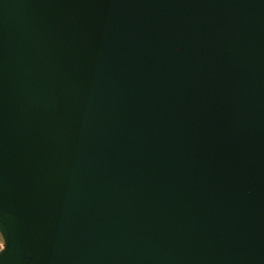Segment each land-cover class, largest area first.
I'll use <instances>...</instances> for the list:
<instances>
[{"label": "water", "instance_id": "water-1", "mask_svg": "<svg viewBox=\"0 0 264 264\" xmlns=\"http://www.w3.org/2000/svg\"><path fill=\"white\" fill-rule=\"evenodd\" d=\"M0 264H264V0H0Z\"/></svg>", "mask_w": 264, "mask_h": 264}, {"label": "rangeland", "instance_id": "rangeland-1", "mask_svg": "<svg viewBox=\"0 0 264 264\" xmlns=\"http://www.w3.org/2000/svg\"><path fill=\"white\" fill-rule=\"evenodd\" d=\"M0 242H1V245H0V248H1L2 245H3V242H2L1 236H0Z\"/></svg>", "mask_w": 264, "mask_h": 264}, {"label": "crops", "instance_id": "crops-1", "mask_svg": "<svg viewBox=\"0 0 264 264\" xmlns=\"http://www.w3.org/2000/svg\"><path fill=\"white\" fill-rule=\"evenodd\" d=\"M2 239V238H1ZM0 245H1V242H0Z\"/></svg>", "mask_w": 264, "mask_h": 264}]
</instances>
